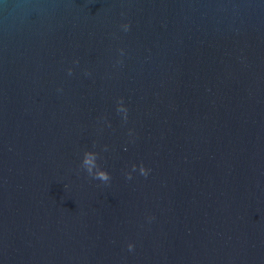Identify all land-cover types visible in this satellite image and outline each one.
I'll return each instance as SVG.
<instances>
[{
  "label": "water",
  "instance_id": "obj_1",
  "mask_svg": "<svg viewBox=\"0 0 264 264\" xmlns=\"http://www.w3.org/2000/svg\"><path fill=\"white\" fill-rule=\"evenodd\" d=\"M0 264H264V0H0Z\"/></svg>",
  "mask_w": 264,
  "mask_h": 264
},
{
  "label": "clouds",
  "instance_id": "obj_2",
  "mask_svg": "<svg viewBox=\"0 0 264 264\" xmlns=\"http://www.w3.org/2000/svg\"><path fill=\"white\" fill-rule=\"evenodd\" d=\"M122 27L125 31L128 30L127 24L123 25ZM68 72H69V74H71V69H69ZM117 111H119V112L123 111L126 113V109L122 105L118 106ZM125 119H126V116H125ZM95 160H96V156L94 153L85 151L83 153V160H82V164L85 165L84 170L88 173L89 176H92L94 179H99L100 181H103L105 183L108 182L110 180V176L106 171H99V172L93 174L92 166H94ZM133 170H135V167H133ZM140 173L144 176H147V174H148V172L145 170L143 165L140 166ZM126 175H127L128 179H131L130 174H126ZM132 247L133 246L131 244L128 245V249L130 251L132 250Z\"/></svg>",
  "mask_w": 264,
  "mask_h": 264
}]
</instances>
